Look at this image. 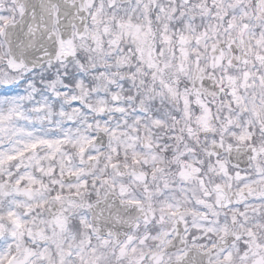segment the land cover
<instances>
[{
  "label": "snow or ice",
  "instance_id": "obj_1",
  "mask_svg": "<svg viewBox=\"0 0 264 264\" xmlns=\"http://www.w3.org/2000/svg\"><path fill=\"white\" fill-rule=\"evenodd\" d=\"M0 264H264V0H0Z\"/></svg>",
  "mask_w": 264,
  "mask_h": 264
}]
</instances>
